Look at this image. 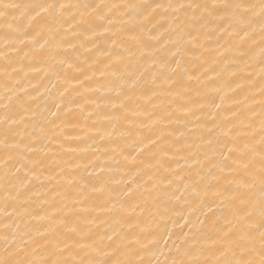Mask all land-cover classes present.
I'll list each match as a JSON object with an SVG mask.
<instances>
[{"label":"snow or ice","instance_id":"1","mask_svg":"<svg viewBox=\"0 0 264 264\" xmlns=\"http://www.w3.org/2000/svg\"><path fill=\"white\" fill-rule=\"evenodd\" d=\"M24 7L26 11L21 15L29 18L28 24L14 25L9 22L10 10H19L21 5L0 0V44L3 45V48H0V59L5 62L0 68L5 77L4 94L0 96V102H3L4 107V112L0 115V129L3 130L0 133V166L8 170L11 164L14 172L20 173L25 167L24 165L16 167L20 162L17 156L21 153V149L37 157L29 160L32 167L23 177H17L20 179V184L16 189V197L23 194L33 178L39 179L37 172L43 171L44 160L40 159L38 154L42 153L46 156L47 144L55 142L53 137L58 140L59 136L64 135L62 131L56 132L60 125L56 124L55 120H63L70 114L71 109L63 111L62 115V109L65 107L63 99L54 102L55 111L49 110V115L55 119L48 120L45 117L48 128L43 123L37 126L40 135L36 138L42 143H47L39 149L25 144L24 136L13 127L22 125L25 115L15 111L12 101L17 88L25 93L27 89L20 79L9 76V69L17 75L23 72L24 76H27V72H24L23 68L18 69L14 66L8 53L10 51L18 55L23 54L24 57L32 56L33 60L47 55L52 61L67 65L69 69L76 68L82 71L67 58H60V50L65 44L70 48L77 46L71 40L65 39L68 35L67 31L61 35L65 25L74 37L79 38L84 36L79 30L81 26L100 22L97 27L108 31L106 25L116 23L114 19L116 13L121 12L122 9H132L131 12L124 13L130 17V20L123 21L118 32L135 33L136 28L139 27L138 24L135 26L131 24V19L135 17H143L151 23L157 19L158 10H161L160 14L167 23L169 11L179 13L184 10L185 19L182 23L180 16L176 15L172 17L174 28L172 24H168L167 27L161 25L165 32H175L179 36V40L174 45L177 48L176 55H180L181 52L186 54L192 47L203 49L201 57L210 52L209 48L200 43L201 36L205 41L212 38L225 39L221 47L225 51H232L234 48L239 61L247 67L248 60L256 59L255 50L251 47L256 45L259 48L261 99L258 101L259 112L252 110V115L259 118V128L256 129L254 122L247 117L242 120V111L231 108V116L239 123L230 120L227 116L222 118V109L226 100L232 99L227 93L220 95L223 92L222 87L212 89L217 93L219 103L216 99L206 98L200 101L191 98V93L196 91L191 82L201 81L204 72L194 75L183 67L181 61H175V67L169 68V74L162 79V84L167 85V89L162 90L166 91L168 97L173 98L170 102L175 104V111H167L162 107L165 101L156 90L161 88V85L156 84L155 76L152 77L151 82L156 87L145 89L140 79L143 76L142 72L137 78L131 79L126 73L119 71L118 65L125 60L122 53L116 54L115 59L113 53H107L108 59L103 63L110 76L99 87L88 88L90 92L106 94L111 115L104 114L103 118L109 122H116L111 124L109 131L100 135L99 141L111 143L113 138L123 139L124 147L117 143L114 147H105L103 151L105 154L111 152L112 155L108 159L118 165L120 161L116 160L115 153L119 149L122 154L124 148L130 147L131 152L122 155V159L125 164L131 161L135 166L134 171L121 180H115L112 173L116 169L109 166L107 160L104 164L92 165L97 180L90 186H84L88 188V195H84L81 191L80 195L83 198L78 201L80 207H74L77 201L65 196V200L69 202L65 203L63 208H53L50 213L42 212L32 217L39 221L35 227L29 223L23 225L17 223L12 219L13 213L6 211L5 219L0 220V229H2L0 230V264H264V0H191V2L176 0L175 3L169 2L166 5L157 2L123 6L81 5L71 3L69 0H39ZM82 8L85 12H81ZM89 8L92 9L91 12L86 11ZM104 8L114 10L113 15H103ZM189 23L199 25L201 31L196 35L191 31H184ZM254 24L259 25L258 41ZM161 36L163 33L150 35L149 41L162 45L165 41ZM132 39L143 42V37L139 33L133 35ZM85 40L92 42L88 37H85ZM112 43L113 45L117 43L115 34ZM80 46L86 47V44L82 42ZM144 47H153V45L145 44ZM87 50L91 51V49ZM129 55L134 54L129 52ZM151 58L154 65L167 67L163 61H156L154 56ZM28 67L31 71H44V65ZM149 71L155 72L156 68H151ZM240 71L243 69L237 65L235 71H229V77L236 78ZM101 75L105 73L102 72ZM85 78L91 79L87 76ZM78 82L82 87L84 86L82 80ZM69 84L70 80L66 78L65 92L68 91ZM225 84L231 87L229 81H225ZM236 87L242 86L237 84ZM138 89L140 95L136 99L146 98L153 111L141 110L140 105H133V95L130 93ZM44 92L47 93L46 88ZM199 95L200 93L196 91V96ZM157 100L160 101L159 104L156 103ZM247 100L248 96H245L243 101H233V103L238 108ZM86 103L95 102L86 101ZM80 107L82 111H86L83 106ZM205 109L208 110L206 115L211 126L204 125V127L207 128L209 135L217 134L211 157L205 154L201 158L192 150L196 147L195 144L183 145L189 151L188 157L181 155V149L174 144L170 146L163 144L165 134H173L167 125L180 124L181 119L185 122V131L196 134L195 129H199L201 125L196 124L194 129H188L187 118L191 115L196 121H201L204 119ZM198 111L200 114H197ZM139 115L146 116V122H141L140 127L163 126L160 127V135L153 139L137 134L134 138L132 129L137 127L134 117ZM244 128L249 131L244 132ZM35 131L36 129L33 130ZM184 134L183 131L179 133L181 137ZM25 135L30 141L32 140L33 133H25ZM200 139L203 140V137L201 136ZM207 143L212 146L213 140L209 139ZM60 149L68 153H75L78 150L71 145L65 149L63 143L60 144ZM79 151L87 152L88 149L81 148ZM94 151L99 153L102 149L97 146ZM146 151L149 153L148 158L137 160V157H143ZM180 160L184 161L187 168L180 165ZM173 164L176 165L175 168ZM192 165L198 169L195 179L192 177ZM88 166V164L74 163L75 168L86 169ZM63 171L64 169L61 168L60 172ZM125 179L122 190L116 193L113 185L120 184ZM78 183L83 185V179ZM198 188H201V191H198ZM209 190H212L220 203L227 207L222 224L204 230L203 227L197 228L196 225L191 224L183 213H175L183 224L179 220L173 222L171 213L175 212L176 204L185 197L186 192L189 196L198 197L202 193L207 194ZM89 199H92V203L85 206V201ZM97 200L99 203L96 202ZM184 202L186 203L187 200L185 199ZM10 206L6 205L5 208ZM25 211L27 212V209ZM111 214L119 215L115 225L108 224V220L104 218ZM169 223H172L173 228L178 231H169ZM203 223L201 221V225ZM105 225L107 227H104ZM161 243L165 245L167 255L160 249ZM157 254L163 257V260L158 259Z\"/></svg>","mask_w":264,"mask_h":264},{"label":"bare ground","instance_id":"2","mask_svg":"<svg viewBox=\"0 0 264 264\" xmlns=\"http://www.w3.org/2000/svg\"><path fill=\"white\" fill-rule=\"evenodd\" d=\"M4 2H12L21 5L19 10H10L9 22L14 25L25 26L28 24L29 18L21 15V13L26 11L24 6L39 2V0H4ZM69 2L79 3L81 5L103 6L119 4L123 6L126 4L135 5L157 2L166 5L169 2L175 3L176 0H69ZM188 2H191V0H188ZM86 11L91 12L92 9L89 8ZM131 11L132 9H122L121 12L116 13L114 17L116 23L114 25H106L108 31H105V28L97 27V24L100 22L81 26L79 30L84 33V36H80L79 38L74 37L71 30L65 25L61 35H63L64 31H67L68 35L65 39L71 40L77 46L75 48H70L65 44L60 50V58H67L71 63L77 65L79 69H82V71H78L76 68L69 69L67 65L52 61L47 55L43 58L36 57V59L33 60L32 56L24 57L23 54L18 55L15 52L9 51L8 55L12 64L17 66L18 69L23 68L24 72H27V76H24L23 72L17 75L16 73H12L11 69H9V76L20 79L21 83H23L24 87L27 89V93H25L17 88L12 101L15 111L25 115V121L22 125L13 126L24 136L25 144H30L31 147L39 149L44 146V143H47H42L36 138L40 135L37 126L43 123L45 127L48 128L49 125L45 121V117H47L48 120L55 119L49 115V110L55 111L53 107L54 102H58L62 98L65 105L64 109H62V115L63 111H66L68 108L71 109V112L67 117H64L63 120H55V123L60 125V128L56 129V132L62 131L64 135L59 136L58 140L53 137L55 142L47 144L45 148V152L47 153L46 156L42 153L38 154V157L44 160L43 171L41 172L38 170L37 175L39 179L33 178L31 184L23 191L22 195L16 197V189L19 188L20 184V179L17 177L22 178L24 173L32 167L29 160L37 157L31 152H25L21 149V153L17 156L20 162L16 164V167H20L21 165L25 167L20 173H15L11 164L8 170L0 166V220L5 219V212L7 211L13 213L12 219L17 223L22 225L29 223L35 227L39 224V221L32 219V217L42 212L50 213L53 211V208H63L64 204L69 202L65 200V196L75 199L77 203L74 207L79 208L80 204L78 201L83 198L80 195L81 191H83L84 195H88V188L84 186H90L96 183L97 180L92 165L104 164L107 160L109 166L116 169V171L112 173L115 180H121L126 177L128 173L134 171L135 166L132 165L131 161L125 164L122 159V155H128L129 152H131L130 147L124 148L122 154L119 149L117 150L115 157L116 160L120 161L118 165L114 161L108 159V157L112 155L111 152L105 154L103 151L105 147H114L117 143L120 144L121 147H124V141L123 139L116 140L115 138H113L111 143L109 141H99L100 135L109 131L111 124L116 122H109L103 118L104 114L111 115L106 94L103 92L95 93L88 91L90 87H99L100 84L110 76L108 69L104 67L103 63L107 61V53L109 52L113 53V59H115L118 53H122L125 56V60L122 64L118 65V68L120 72L126 73L128 78L135 79L141 72L143 73V76L140 77L143 88H155L156 86L152 84L151 80L153 76L157 78L156 84L161 85V88H157L156 90L160 92L161 99L165 101L162 105L163 109L175 111V104L170 102L173 98L168 97L166 91L162 90L167 89V85L162 84V79L169 74V68L175 67V61H181L183 67L187 68L194 75H199L202 72L205 73L201 81L191 82L193 89L200 93L199 96H196V91L191 93V98L193 100L204 101L206 98L209 100L216 99V102L219 103L217 93L213 92L212 89L222 87L223 92H221L220 95L227 93V95L232 98L231 100H226L224 109H222V118L227 116L230 120L235 121V117L231 116V108L236 111H242L243 116H241V119L243 120L244 117H247L248 120L254 122L256 129L259 128V118L252 115V110L259 112L260 106L258 101L261 99L259 94V48L256 45H251L255 50L256 59L248 60L247 67L239 61L238 54L235 52L234 48L232 51H225L224 48L221 47V45H224L225 39L212 38L205 41L201 36L199 37L200 43L209 48L211 50L210 52L205 53L204 56L201 57L203 49L200 47H192L186 54L181 52L180 55H176L177 48L174 45L175 42L179 40V36L175 32H165L161 25L167 27L168 24H172L174 28L175 24L172 23V17L176 15L180 16L182 23L185 19L184 10H181L179 13L169 11L167 23L160 14L161 10H158L157 19L151 23L143 17H135L131 19V24L133 26L139 25L135 33L118 32L121 23L130 20V17L124 15V13ZM81 12H85V10L82 8ZM113 12L114 10L110 11L104 8L102 14L105 16H112ZM13 17H15V20H13ZM87 18V15H85V19ZM253 27L256 29L255 35L258 41L259 25L254 24ZM93 30H95V32ZM183 30L191 31L194 35L201 31L199 25L192 23H189ZM136 33H139L143 37V42L132 39V36ZM157 33H163L161 39L165 41L164 44L161 45L155 41H149V36ZM114 34L117 40L115 45L112 43ZM181 34H183V32ZM85 37H88L92 42L85 40ZM165 37H167V39H165ZM82 42L86 44V47L80 46ZM145 44H151L153 47H144ZM184 46L187 47V45ZM0 48H3L2 44H0ZM87 49H91V51L89 52ZM97 49H99V51H97ZM129 52L134 55L130 56ZM142 52L143 55H141ZM152 56H154L156 61H163L167 67L154 65L152 63ZM205 60L208 62L204 63ZM97 61H100V63H97ZM233 61H236V63H233ZM4 63L5 62L0 59V68L4 66ZM29 65H44V71H31L28 67ZM48 65H51V67H48ZM237 65H239L243 71L238 72L236 78H230L229 71H235ZM151 68H156V71H149ZM102 72H104L105 75H101ZM86 76L91 77V79H86ZM66 78L70 80V84L67 86V92L64 91L66 87ZM4 80L5 77L3 72L0 71V96L4 94ZM78 80L83 81V87ZM225 81H229L231 87H228ZM237 84H240L242 87L237 88ZM45 88L47 89V93L44 92ZM62 93L63 97H61ZM130 94L133 95L134 106L138 104L141 106V110H154L146 98L136 99V97L140 95L139 89ZM245 96H248L247 102L241 103L237 108L233 101H243ZM86 101H94L95 103H86ZM156 103L159 104L160 101L157 100ZM80 106H83L86 111H82ZM25 110L28 111L25 112ZM207 111V109L204 110V119L201 121H196L191 115L187 118L188 129H194L196 124L201 125L199 129H195L196 134L185 131V122L183 119H181L180 124L173 123L167 125L168 129L173 134H165L163 144L169 146L174 144L175 147L181 149V155L185 157L189 156V151L183 145L185 143L189 145L195 144L196 147L192 150L196 151L201 158H203L205 154L211 157L213 154L212 149L216 144L217 134L213 133L209 135L207 128L204 127V125L211 126V123L207 120ZM3 112V102H0V115H2ZM197 114H200V112L198 111ZM134 119L137 122V127L132 129L134 138L137 134L153 139L160 135V127L163 126L140 127L141 122H146V116L139 115L134 117ZM217 122L219 123L221 121ZM235 122L239 123V121ZM245 123H247V120ZM34 129H36L35 132H33ZM2 131L3 130L0 129V133H2ZM181 131L185 133L183 137L179 135ZM243 131L248 132L249 129L244 128ZM25 133H33L31 141ZM51 134L50 132V135ZM201 136L203 140L200 139ZM209 139L213 140L212 146H209L207 143ZM61 143L64 144L65 149L68 145H71L78 150L75 153H68L60 149ZM145 143H147V141H145ZM97 146L102 149L99 153L94 151ZM81 148H87L88 151L81 152L79 151ZM153 150L155 151V149ZM14 155L17 154L14 153ZM148 156L149 153L146 151L144 156H138L137 160L142 158L147 159ZM96 157H100V159H96ZM65 161H67V163H65ZM74 163H79L81 165L88 164L89 166L86 169L84 167L75 168ZM205 163L207 164V162ZM189 164H191L190 159ZM180 165L187 168L183 160H180ZM172 166L174 168L176 167L175 164ZM61 168L64 169L63 172H60ZM191 171L193 179L197 178L196 172L198 169L195 165H192ZM81 179H83V185L78 183ZM69 181H72V183H69ZM125 182L126 179L120 184L113 185L116 193L122 190ZM197 190L201 191V188ZM116 193H114V195ZM93 199L95 198L93 197ZM185 199L187 200L186 203L184 202ZM96 202L99 203V200ZM91 203L92 199L86 200L85 206ZM6 205L11 206L6 209ZM210 208L211 210H209ZM25 209H27V212ZM17 213H19V215H17ZM29 213L31 215H29ZM175 213H183L185 219L190 221L191 224L196 225L197 228L203 227L204 230H210L213 226H219L223 223V217L227 213V207L225 204L220 203L212 190H209L207 194L202 193L198 197L189 196L186 192L185 197H182L181 201L176 204L175 212L171 213L173 222L179 220V216ZM136 215H138V213ZM104 218L108 220V224L115 225V221L119 219V215L111 214V216ZM201 221L204 222L203 225H201ZM179 222L183 224L182 220H179ZM104 227H107V225ZM168 228L169 231H178V229L173 228L172 223L168 224ZM160 249L165 251V255H167L163 243H161ZM157 258L163 260V257H160L159 254H157Z\"/></svg>","mask_w":264,"mask_h":264}]
</instances>
